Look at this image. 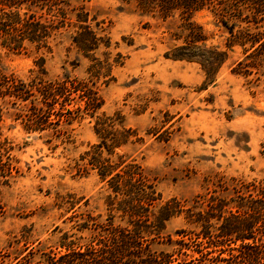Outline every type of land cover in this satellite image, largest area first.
I'll use <instances>...</instances> for the list:
<instances>
[{
	"label": "rangeland",
	"instance_id": "1",
	"mask_svg": "<svg viewBox=\"0 0 264 264\" xmlns=\"http://www.w3.org/2000/svg\"><path fill=\"white\" fill-rule=\"evenodd\" d=\"M63 7L69 19L46 44L25 41L17 50L0 38V72L16 85L0 93L2 264H47V255L68 245L92 243L115 197L109 178L91 164L96 153L122 161L117 172L139 166L160 194L157 209L177 198L207 210L212 198H225L235 210L238 196L264 191V47L254 51L258 44L250 42L264 32V15L245 8L190 15L206 36L198 45L226 53L208 75L198 61L167 56L185 41L181 11H145L135 0H68ZM85 26L98 39L88 54L73 42ZM231 31L251 35L238 39ZM65 78L83 88L67 91L64 103L44 104L36 86ZM22 88L31 93L27 100ZM86 95L96 98L94 108ZM101 136L124 143L112 148ZM185 217L149 236L154 252L172 256L170 264H236L239 241L197 245L202 227ZM127 222L116 214L115 226Z\"/></svg>",
	"mask_w": 264,
	"mask_h": 264
},
{
	"label": "trees",
	"instance_id": "2",
	"mask_svg": "<svg viewBox=\"0 0 264 264\" xmlns=\"http://www.w3.org/2000/svg\"><path fill=\"white\" fill-rule=\"evenodd\" d=\"M140 8L145 11L158 10L167 15L174 11H181L187 15V23L184 25L186 35L184 44L174 48L167 56L173 59L198 61L208 75L215 74L225 60L226 53L216 49H206L198 45L206 41L203 28L190 21V15L204 8H221L233 11L245 8L257 15H264V0H135ZM68 0H0V38L4 46L12 49H21L24 42L29 41L46 44V40L52 32L63 26L67 20L64 5ZM27 11L23 14L20 9ZM46 9L50 17H44L36 9ZM83 21V20H81ZM82 31L74 37L73 42L86 54L97 47L98 39L89 29V26L81 27ZM238 39H247L242 32L236 36ZM257 51L264 47V32L253 35L250 40ZM81 83L76 84L69 78L44 83L36 86L44 104L58 103L61 99L66 102V92L80 91ZM16 91L15 80L0 72V93L12 94ZM16 93V92H15ZM14 93V96L16 95ZM31 95L29 90L22 88V97L25 100ZM88 102L95 107L96 98L86 95ZM34 114L42 116V108L32 105ZM38 120V119H37ZM41 117L37 123L41 124ZM100 134L99 131H97ZM130 134V133H128ZM103 138L111 142V147L120 146L124 141H117L114 137ZM0 145V154H2ZM97 156V153H96ZM94 156V162L99 166L100 175L108 179L110 188L115 197L110 201L109 217L107 223L95 224L94 229L100 231L94 236L92 243L86 246L73 248L66 247L64 253L47 255V264H170L171 257L168 254L157 253L151 249L149 236L161 235L165 222L175 216L186 213V220L190 223L200 224L202 232L197 234V245L206 240L207 246H224L230 243L238 244V254L234 257L236 264H264V191L260 190L256 196H238L235 210L228 209L230 202L225 198H212L206 210L199 200L189 204L187 200L172 198L157 209V203L161 199L153 183L143 174L136 164L117 172L121 163L110 159L101 161ZM6 166V165H4ZM1 170V169H0ZM4 171V170H2ZM1 206V204H0ZM1 208V207H0ZM157 209V213H156ZM116 214L128 218L127 225H114ZM212 219L222 221L219 227L214 226ZM216 229V230H213ZM196 239V240H197ZM201 256L203 253L198 251ZM23 257L22 260H26ZM21 260L18 261V263ZM0 264H2L0 262ZM178 264H191L178 263Z\"/></svg>",
	"mask_w": 264,
	"mask_h": 264
}]
</instances>
